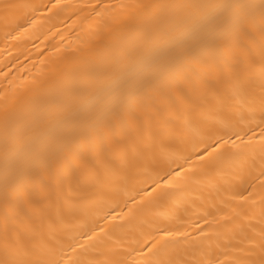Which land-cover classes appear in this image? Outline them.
I'll return each mask as SVG.
<instances>
[{
	"label": "bare ground",
	"instance_id": "6f19581e",
	"mask_svg": "<svg viewBox=\"0 0 264 264\" xmlns=\"http://www.w3.org/2000/svg\"><path fill=\"white\" fill-rule=\"evenodd\" d=\"M0 264H264V0H0Z\"/></svg>",
	"mask_w": 264,
	"mask_h": 264
}]
</instances>
